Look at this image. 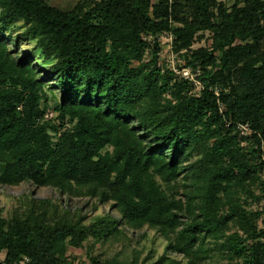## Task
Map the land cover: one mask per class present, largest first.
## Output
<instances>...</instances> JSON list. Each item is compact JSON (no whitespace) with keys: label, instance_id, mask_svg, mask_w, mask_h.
Returning <instances> with one entry per match:
<instances>
[{"label":"trees","instance_id":"obj_1","mask_svg":"<svg viewBox=\"0 0 264 264\" xmlns=\"http://www.w3.org/2000/svg\"><path fill=\"white\" fill-rule=\"evenodd\" d=\"M165 32L201 70L199 96L158 43L146 59L144 36ZM201 32L211 48H193ZM263 169L264 0H0V185L118 213L85 224L51 198L0 209V264H75L86 243L82 264H264V210L243 198L259 202ZM145 226L166 240L157 261L95 250Z\"/></svg>","mask_w":264,"mask_h":264},{"label":"rangeland","instance_id":"obj_2","mask_svg":"<svg viewBox=\"0 0 264 264\" xmlns=\"http://www.w3.org/2000/svg\"><path fill=\"white\" fill-rule=\"evenodd\" d=\"M50 4L58 5L61 8H68L76 4L79 0H48ZM219 2L226 3L228 6H231L234 4L235 0H218ZM20 25H22V21L20 22ZM24 29L16 30V33L23 32ZM14 33V34H16ZM170 33H160L156 36H153L154 40L151 42H148V45L150 46V49L146 52V59L151 57L152 48L156 43L159 44L161 51L159 53L160 56V62L162 65V68L174 72L178 76L183 77L186 79V75L184 74L185 71V60L182 58V53H178L175 50L174 46V36L172 35V39H170ZM148 36V35H145ZM144 36V37H145ZM152 36V35H151ZM197 40L194 44V49L200 48V47H206L211 48L212 47V35L210 32H201L197 34ZM144 39V38H143ZM145 40V39H144ZM146 41V40H145ZM35 41L26 42L23 41L20 46V53L22 55H25L29 52L33 51V48L35 47ZM36 59H38V55L35 56ZM42 62V60H40ZM182 68V69H181ZM187 69V68H186ZM187 72H189V77H194V80L198 82L199 84H195V81L188 80L193 85V91L192 93L194 95L199 96L200 92L202 90V83L197 78V76H200L202 74L201 70H197L196 72L192 69H187ZM196 76V77H195ZM55 117V113L50 112L46 118H52ZM237 131L239 133V136L242 138L250 137L251 132L248 131V129H244L243 125L239 126L237 128ZM244 145H246L244 143ZM258 184L257 186L253 187V191L255 192V195L259 197V202H254L252 198H248L246 196V193L243 194V198L247 199L249 203L252 204V208L256 210H264V169L258 176ZM31 198H37V199H47L51 198L54 201H60L63 203L64 207L69 208V211L71 212V215H75L76 212L79 210L83 211V214L87 216V221L85 224H90L92 221H95L99 219L102 216L111 215L114 217H118L117 211H114L110 205H103L100 206L97 210L94 209L95 202H92L89 205H86L87 200L84 198L77 199H69L67 197L59 195V193L52 189V188H43L40 190L35 189L32 185L28 183L21 184L19 186H1L0 185V209L3 212V215L5 217H10L17 208L24 206L25 202L28 201ZM260 225L261 227H264V216L260 219ZM130 241L127 242L125 240H113L111 242H108L107 244L101 245L98 244L95 247V250L98 253H104L105 256L108 257H114L115 255L121 254L124 259H132L134 257L135 252L141 253V260L146 258L148 255L152 256L153 261H157L160 256H162L165 252L166 247V240L157 233L156 230H153L147 226L142 228L137 233L130 232ZM92 243V242H88ZM87 243L84 245V248L80 249H70V255L71 258H75V264H82L85 262H88V257L86 254L87 251ZM153 253V254H152ZM172 259L177 260L181 264H185L186 258L183 254L179 253H171L170 255ZM2 259H4L5 254L3 253L0 255ZM21 264H26V262H22ZM210 264H228L225 260L224 262L220 258V256H216L213 261L210 262Z\"/></svg>","mask_w":264,"mask_h":264},{"label":"built area","instance_id":"obj_3","mask_svg":"<svg viewBox=\"0 0 264 264\" xmlns=\"http://www.w3.org/2000/svg\"><path fill=\"white\" fill-rule=\"evenodd\" d=\"M144 39H145L146 41H148V42H151V41L154 40L153 36H151V35L145 36ZM170 39H172V35H170ZM187 69H189V68H187ZM187 69H186V68L183 69V71H185L184 74L186 75L185 78L188 79V80H193V81H195L193 76H191V78L189 77V74H190V73L186 71ZM195 77H196V76H195ZM195 84L198 85L199 83L195 81ZM243 128H244V129H248L247 126H243ZM248 131H249V129H248Z\"/></svg>","mask_w":264,"mask_h":264}]
</instances>
